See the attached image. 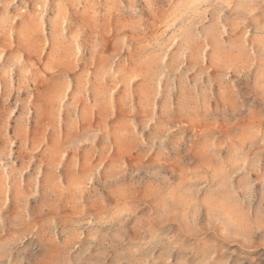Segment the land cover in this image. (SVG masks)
<instances>
[{"label":"rangeland","instance_id":"1","mask_svg":"<svg viewBox=\"0 0 264 264\" xmlns=\"http://www.w3.org/2000/svg\"><path fill=\"white\" fill-rule=\"evenodd\" d=\"M0 264H264V0H0Z\"/></svg>","mask_w":264,"mask_h":264}]
</instances>
